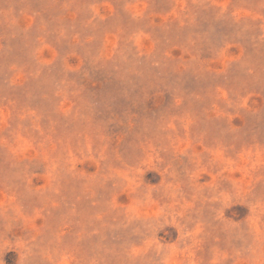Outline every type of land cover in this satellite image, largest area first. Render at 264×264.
Returning <instances> with one entry per match:
<instances>
[{
	"label": "rangeland",
	"instance_id": "374dc122",
	"mask_svg": "<svg viewBox=\"0 0 264 264\" xmlns=\"http://www.w3.org/2000/svg\"><path fill=\"white\" fill-rule=\"evenodd\" d=\"M0 264H264V0H0Z\"/></svg>",
	"mask_w": 264,
	"mask_h": 264
}]
</instances>
